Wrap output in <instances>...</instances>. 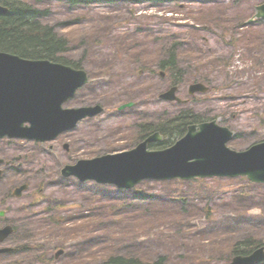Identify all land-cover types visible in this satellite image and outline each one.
Returning a JSON list of instances; mask_svg holds the SVG:
<instances>
[{"label": "rangeland", "instance_id": "obj_1", "mask_svg": "<svg viewBox=\"0 0 264 264\" xmlns=\"http://www.w3.org/2000/svg\"><path fill=\"white\" fill-rule=\"evenodd\" d=\"M263 2L71 5L69 0H46L34 4L43 11V22L68 40L63 56L80 63L92 79L65 107L100 104L105 112L47 144L0 139V160L23 157L21 167L18 162L12 168L0 164L4 171L0 199H6V218L0 220V227L19 228L4 246L25 244L31 229L36 237L29 243L53 259L49 264H103L105 252L122 254L131 250L127 246L142 248L154 261L164 257L165 264H228L233 258L229 245L250 236L264 244L263 186L247 187V181L237 178L152 181L137 188L143 197L137 200L136 190L61 175L65 165L131 149L139 142L138 128L176 117L182 109L230 128L235 138L229 147L237 151L263 141L264 22L237 29L238 22L249 19ZM170 46L178 51L174 71L178 95L188 101L185 107L159 98L175 85L174 77L160 76ZM203 81L211 92L190 96L189 86ZM130 102L132 108L118 110ZM186 132L184 127L151 148L169 147ZM21 184L29 186L27 192L13 198L10 193ZM252 208H259L261 214L251 215ZM122 217L124 222L119 220ZM92 220L90 233L77 230ZM78 232L81 235L75 238ZM61 249L64 254L55 259ZM38 254L18 262L47 264L38 261ZM6 258L0 264L16 261Z\"/></svg>", "mask_w": 264, "mask_h": 264}, {"label": "water", "instance_id": "obj_2", "mask_svg": "<svg viewBox=\"0 0 264 264\" xmlns=\"http://www.w3.org/2000/svg\"><path fill=\"white\" fill-rule=\"evenodd\" d=\"M129 1V0H114ZM138 1V0H133ZM255 19H264V5L256 8ZM7 9L0 6V13ZM250 22V23H251ZM88 82L87 73L48 60H26L0 52V138H18L47 142L76 127L79 121L99 115L100 106L63 109V104ZM177 88L161 98L180 101ZM203 84L191 86L190 92H207ZM132 104L121 109L131 107ZM28 124V125H26ZM233 133L216 121L191 126L188 134L173 147L149 151V144L162 139L151 136L137 148L117 155L80 161L66 166L65 177L81 181L94 180L132 189L145 180H194L197 178L246 176L251 181L264 183V143L248 151L236 152L227 147ZM0 171V179L2 177ZM27 186L15 190L21 197ZM5 212H0L4 217ZM14 232L12 226L0 229V243ZM0 249V254L12 252ZM63 251L57 253L59 258ZM264 262V248L250 256H238L230 264H260Z\"/></svg>", "mask_w": 264, "mask_h": 264}, {"label": "trees", "instance_id": "obj_3", "mask_svg": "<svg viewBox=\"0 0 264 264\" xmlns=\"http://www.w3.org/2000/svg\"><path fill=\"white\" fill-rule=\"evenodd\" d=\"M45 1L46 0H0V5H3L7 8V12L0 13V51L18 55L25 59L50 60L53 62H59L77 67L80 65V63L74 64L68 58L63 56L69 49L68 40L61 37L51 25L43 22V11L37 10V8L34 6V4L41 5L42 3H45ZM69 2L71 5H91L99 4L103 1L69 0ZM176 48V46H172L168 49V60L162 62L160 66L163 71L171 75L170 77L176 76L174 71L177 63L175 54L178 52L175 50ZM203 82L207 83V81ZM185 111L189 112L185 113ZM203 121L204 120L198 118L196 113L183 109L176 117L167 116L164 117L163 120L153 121L146 126H141L138 138L140 140H144L147 136L154 132H160L163 135L171 136L172 134L179 131L182 132L184 127H188L190 124H198ZM136 199L138 200L140 198L137 196ZM112 216L116 217L117 214H113ZM29 219L33 220V215ZM119 220L120 222L125 221L123 217ZM31 223L32 222L29 221L26 227H28ZM56 224L61 226L62 222L56 220ZM93 225L94 222L92 220L87 224L78 226L77 230L80 229L82 232L86 231V233H90ZM18 231L19 228L16 226L15 235L18 233ZM79 232L76 233L77 237L75 238H78L81 235ZM26 233L28 239L26 240V243L23 245H17L13 253L6 255V259H16V261L14 260L12 264H22L21 262H18L19 258L22 259L23 257H33L39 252V262H45L47 264L52 263L53 259H48L46 255L40 253V248L29 243L36 237L33 233V230L28 229ZM119 244L121 246L123 245L122 242H119ZM195 244H199L198 240H196ZM261 244L262 242L255 239L254 237H248L243 243L229 245L228 251L232 257L240 254L246 255L251 253ZM124 248H130L131 250L122 254L117 250H114L116 252L113 253L105 252V261L114 264L167 263V260L165 262L164 257L158 261L148 258L147 255H149V253L145 252L142 248L128 246ZM3 257L5 256H0V260L3 259Z\"/></svg>", "mask_w": 264, "mask_h": 264}]
</instances>
